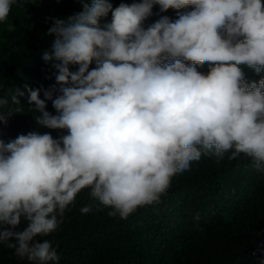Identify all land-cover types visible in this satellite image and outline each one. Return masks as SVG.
Wrapping results in <instances>:
<instances>
[{
  "label": "clouds",
  "instance_id": "9594fccd",
  "mask_svg": "<svg viewBox=\"0 0 264 264\" xmlns=\"http://www.w3.org/2000/svg\"><path fill=\"white\" fill-rule=\"evenodd\" d=\"M16 2L0 0V23ZM81 5L52 18L47 31L54 39L42 59L53 62L59 87L15 88V108L0 97V124L21 113L27 96L37 124L61 133L0 139V245L31 264H57L56 248L41 238L57 230L84 190L109 216L126 219L203 156L243 155L264 174L262 0ZM154 6L175 16L146 23ZM204 64L207 72L197 68ZM245 68L259 80L247 79Z\"/></svg>",
  "mask_w": 264,
  "mask_h": 264
},
{
  "label": "trees",
  "instance_id": "16d2710c",
  "mask_svg": "<svg viewBox=\"0 0 264 264\" xmlns=\"http://www.w3.org/2000/svg\"><path fill=\"white\" fill-rule=\"evenodd\" d=\"M132 0H111L113 7ZM264 2V0H262ZM17 0L7 20L0 23V97L9 98L25 84L48 90L56 85L53 62L42 59L54 37L47 36L52 18L65 19L82 11L81 0ZM188 7V6H185ZM41 12L38 16L36 12ZM152 23L165 13L154 6ZM106 20H110L109 17ZM106 22V21H102ZM207 72V65H197ZM70 70L75 71V66ZM246 78L260 76L245 68ZM43 99V91L41 92ZM55 96V93H54ZM21 113H13L0 124L5 142L20 134L59 130L37 124L34 113L21 98ZM46 110L56 114L52 102ZM92 211L81 213L85 205ZM110 211L82 191L66 211L56 231L43 237L52 242L57 264H261L264 261V174L255 172L250 158L217 161L203 156L189 171L171 178L158 201L136 209L126 219L111 217ZM0 264H31L0 245Z\"/></svg>",
  "mask_w": 264,
  "mask_h": 264
},
{
  "label": "rangeland",
  "instance_id": "374dc122",
  "mask_svg": "<svg viewBox=\"0 0 264 264\" xmlns=\"http://www.w3.org/2000/svg\"><path fill=\"white\" fill-rule=\"evenodd\" d=\"M36 14H37L38 16H40V15H41V12L38 11V12H36Z\"/></svg>",
  "mask_w": 264,
  "mask_h": 264
}]
</instances>
